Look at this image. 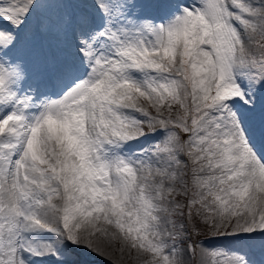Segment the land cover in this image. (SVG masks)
Segmentation results:
<instances>
[{"label":"snow or ice","instance_id":"obj_1","mask_svg":"<svg viewBox=\"0 0 264 264\" xmlns=\"http://www.w3.org/2000/svg\"><path fill=\"white\" fill-rule=\"evenodd\" d=\"M264 264V0H0V264Z\"/></svg>","mask_w":264,"mask_h":264},{"label":"rangeland","instance_id":"obj_2","mask_svg":"<svg viewBox=\"0 0 264 264\" xmlns=\"http://www.w3.org/2000/svg\"><path fill=\"white\" fill-rule=\"evenodd\" d=\"M101 264H104V262H101Z\"/></svg>","mask_w":264,"mask_h":264}]
</instances>
